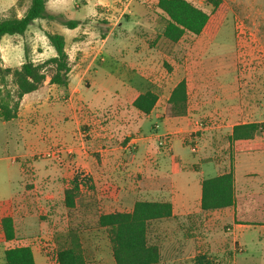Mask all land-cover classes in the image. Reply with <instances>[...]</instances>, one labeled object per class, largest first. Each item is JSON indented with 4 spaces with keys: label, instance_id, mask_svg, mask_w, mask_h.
Segmentation results:
<instances>
[{
    "label": "rangeland",
    "instance_id": "obj_1",
    "mask_svg": "<svg viewBox=\"0 0 264 264\" xmlns=\"http://www.w3.org/2000/svg\"><path fill=\"white\" fill-rule=\"evenodd\" d=\"M83 1L87 3L84 4ZM156 1L111 0V11H107L108 8L97 10L98 21L91 31L102 37L111 34L112 39H117L113 43L116 44L114 53L117 58L105 54L104 62L98 66L102 68L100 75L108 73L110 76L128 80L125 65L140 63L141 71H145L143 62L149 59L151 70L146 69L148 72L145 71V74L155 83L151 88L161 98L158 107L165 105V98L171 88L183 80V77L187 87L189 84L192 89L191 95L193 91L194 97L190 106L197 107L196 112L208 111L206 102L209 100L223 103L226 97L224 89L233 86L239 89L252 88L249 93L252 99L253 96L261 97L262 89L259 87H264V0H223L220 8L212 14L210 26L200 37L186 35L177 44L168 42L162 36L165 22L154 10ZM199 1L193 2L211 11L212 8L207 6L205 1L202 4ZM30 3L31 0H0V19L15 14L22 17ZM77 3L81 4V8L75 7ZM94 3L95 0H67L64 15L54 14L57 19L41 20L42 24L35 22L23 37H4L0 43L1 65L4 68H19L24 61L25 46L31 48L35 63L46 61L55 54V50L45 32L56 31L70 39V32L59 27L58 22L84 18L95 11ZM205 37L210 38L206 41ZM99 39L101 40V37ZM75 44L74 41H69L67 46L72 65L84 63L82 56L78 54H82V50L76 48ZM133 55L135 61L130 60ZM46 73V83L40 87L42 95L26 103L27 108L21 110L22 116L19 120L22 124L16 126L14 122L17 121L7 124L0 122V210L4 208L1 214L11 215L15 219L18 231L15 245L32 247L36 253L37 264H52L50 245L54 243V235L69 227H76L81 232L88 264H115L114 259L111 260L112 250L107 233L98 228L97 217L92 215L80 218L64 208L61 198L65 187L48 185L44 178L38 175L41 170L37 167L43 168L54 162L51 155H48L52 144L47 136L50 111L47 103H67V88L58 85L52 87V84L48 83L53 73L52 66L46 67ZM96 94L93 89L83 88L85 98L95 97ZM17 98V87L12 75H0V103L13 105ZM40 102H45V106H40ZM222 118L224 117L202 116L197 124L198 130L187 136L186 143L190 147L183 146L177 140L174 152L185 154L197 163L216 165L220 168L217 173L228 171L233 162L228 133L239 119ZM155 121L153 117L147 122V127L150 128ZM27 123H40L38 125L41 127L42 138L39 145L34 144L30 138H25L24 133H29L26 130L29 128ZM191 147L196 149L195 152L191 151ZM263 155L262 152L238 155L239 175L244 177L252 172L261 174L244 178L248 185L244 190L241 189L240 193H264ZM89 197L91 196L87 192H80L81 202ZM179 227L177 223H171V220L168 223H155L151 227V240L161 248L162 261L159 264H164L165 260L171 258H184V264H196V258L202 255L198 251L202 247L199 242L203 233L190 238ZM227 231V226L213 231L215 264H225L229 255L228 250L219 249L220 245L215 246V243L226 244L231 240ZM252 234L254 237L248 236L242 241L248 244L256 241L254 238L258 234L254 230ZM259 262L255 260L253 264Z\"/></svg>",
    "mask_w": 264,
    "mask_h": 264
},
{
    "label": "crops",
    "instance_id": "obj_2",
    "mask_svg": "<svg viewBox=\"0 0 264 264\" xmlns=\"http://www.w3.org/2000/svg\"><path fill=\"white\" fill-rule=\"evenodd\" d=\"M203 1L205 0L199 2L202 4ZM66 3L67 0H48L47 8L49 11L51 9L50 12L53 14L64 15L65 12L63 11ZM83 3L87 2L83 1ZM112 4L111 0H95V11H92L91 14L82 19H66L58 22L59 27L68 30L72 35L70 39H67L62 34L66 38L67 46L69 41H74L76 43L75 47L82 50V54H78L82 56V62L84 63L72 65L70 62L69 85L65 91L67 103L64 105L47 103L48 110H50L47 121V136L52 144L49 147L50 152L48 155H51L54 162L48 163V166L43 168L37 167L41 170L38 175L44 178L43 180L48 185H63L64 190L77 175L88 179L92 189L82 187L81 192H87L91 197L82 202L78 197L76 207L67 210L74 212L80 218H87L92 215L97 217V226L101 214L131 212L138 200L171 202L173 217L162 221L168 223L171 220V223L175 224L177 223L176 217L200 212L202 181L204 179L221 175L231 169L235 178L236 195L246 194V192H239L248 185V181L244 178L261 174L252 172L245 174L244 177L239 175L238 155L257 152L264 154V151L231 154L233 162L229 170L217 173L219 167H216V165L197 163L185 154L175 153L174 144L175 141L179 140L183 146H188L186 143L187 136L198 130L197 124L202 116H223L222 120L233 117L238 118L239 122L231 126L228 138L236 124L264 122V87H259L262 89L261 97L254 98L253 96V99L249 95L252 88L240 87L239 89L234 86L226 88L224 89L226 97L223 103L218 104L209 100L206 102L208 111L202 112L200 110L196 112L195 110H198V108L190 106V101L194 95L193 91L191 95L192 89L188 84L187 114L180 117H167L165 115L166 103L171 91L180 82L178 81L165 98V105L160 106L161 108L158 107L161 101V98H159L155 108L149 115L142 114L133 107L134 100L148 90L159 96L151 88V85L155 83L148 79L145 74V71L151 70L149 59L143 62L145 71H141L140 63L138 65L137 63L126 64L125 69L126 75L129 76L128 80L110 76L108 73V75L102 76L103 73L100 75L102 68L98 66L99 63L104 62V55L111 54L112 57L117 58L114 53L116 44H113L117 39H112L111 34L105 37L99 36L91 29L98 21V17L96 18L97 10L108 8L107 11H111ZM75 7L79 9L81 4L77 3ZM212 19L211 16L203 32L210 26ZM67 21H75L80 24L74 29H69L63 25ZM36 22L41 23L42 21L37 20ZM52 32L57 33L56 31ZM99 37H101V40ZM209 38L205 37L204 40L208 41ZM53 56H55L54 53ZM134 56L130 60L135 61ZM69 59L71 60L70 55ZM55 86V84H52V87ZM84 87L96 91V96L85 98L83 95ZM196 87L201 88L200 86ZM40 91L41 88L23 97L18 117L13 120L17 121V123L14 122L16 126L22 124L19 120L22 116L21 110L27 108L26 103L41 96ZM95 99L98 100L95 101ZM46 100L48 101V98ZM40 106H45V102L41 103ZM153 117L156 121L149 128L147 122L152 120ZM38 124L40 123H27L26 125L29 128L26 130L29 133H24V136L30 138L34 144L39 145L42 137L40 136L41 127ZM191 151L195 152L192 147ZM199 157L201 161V156ZM205 174L209 176L206 177ZM2 210H0V264L4 263L2 259L5 258L6 249L15 246L18 238L15 225L16 239L12 242L5 240L1 220L11 215H2ZM224 226H227L228 231L226 233L231 237V240L226 244L215 243V246L220 245L219 249L228 250L229 255L226 257L225 264H253L255 260H259V264H264V226L235 224L234 209L232 207L205 213L202 226L203 236L200 237L199 242V246L202 247L198 251L202 255L198 256L215 259L214 237L212 234L214 229L217 230L219 227ZM98 228L105 230L107 233L105 228L99 226ZM253 230L258 234L254 238L256 241H252L250 244L242 241L248 236L250 238L254 237ZM79 233L81 232L79 231ZM54 244L57 248L55 241ZM33 253L36 261L34 250ZM111 258V260L114 259L113 254ZM184 263V258H171L164 261V264Z\"/></svg>",
    "mask_w": 264,
    "mask_h": 264
},
{
    "label": "trees",
    "instance_id": "obj_3",
    "mask_svg": "<svg viewBox=\"0 0 264 264\" xmlns=\"http://www.w3.org/2000/svg\"><path fill=\"white\" fill-rule=\"evenodd\" d=\"M223 0H205L211 11L192 0H157L155 12L164 20L162 36L170 43L177 44L184 36H199L210 17L222 5ZM48 0H31L22 17L16 14L0 19V43L4 37H23L37 20L53 21L57 16L47 8ZM80 23L64 22L69 29ZM45 36L55 50V56L42 63H35L31 48L25 46L24 61L19 68H4L0 61V75H12L17 87L18 98L13 105L0 103V122H11L18 117L23 97L37 91L46 81V67L52 66L50 84L67 88L71 72L66 38L59 33L45 32ZM159 96L153 91L140 94L133 107L144 115L155 108ZM188 112V91L186 80H181L171 91L167 101V117L185 116ZM232 155L244 152L264 151V122L239 123L234 125L229 136ZM233 160V157H231ZM232 163V162H231ZM89 185L88 179L75 176L64 190L61 204L66 209H74L81 188ZM234 209V223L244 226H264V193L236 195L235 178L232 169L202 181L200 212L176 217L181 230L190 238L203 233L206 212L225 208ZM173 217V206L169 201H136L131 212L101 214L98 226L107 230L115 264H159L162 259L160 246L150 237L151 227L156 223ZM2 230L7 242L16 239L14 218L6 216L1 220ZM59 264H88L79 229L69 227L54 235ZM3 264H36L29 245H15L5 251ZM196 264H215L214 259L198 256Z\"/></svg>",
    "mask_w": 264,
    "mask_h": 264
},
{
    "label": "built area",
    "instance_id": "obj_4",
    "mask_svg": "<svg viewBox=\"0 0 264 264\" xmlns=\"http://www.w3.org/2000/svg\"><path fill=\"white\" fill-rule=\"evenodd\" d=\"M161 145H162V143H161ZM192 150L195 151L196 149L193 147ZM50 246H51L50 250L52 252V257H51L52 258V264H59L58 259H57V248H56L54 243H52Z\"/></svg>",
    "mask_w": 264,
    "mask_h": 264
}]
</instances>
